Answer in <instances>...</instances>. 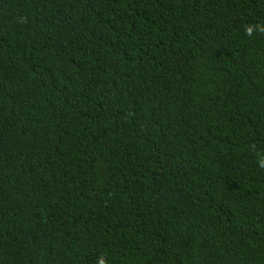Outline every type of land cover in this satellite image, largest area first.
<instances>
[{
	"label": "trees",
	"instance_id": "obj_1",
	"mask_svg": "<svg viewBox=\"0 0 264 264\" xmlns=\"http://www.w3.org/2000/svg\"><path fill=\"white\" fill-rule=\"evenodd\" d=\"M0 264H264V0H0Z\"/></svg>",
	"mask_w": 264,
	"mask_h": 264
}]
</instances>
